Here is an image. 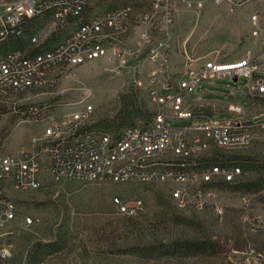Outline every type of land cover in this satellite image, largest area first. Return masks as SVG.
<instances>
[{
	"label": "built area",
	"instance_id": "2783aa9c",
	"mask_svg": "<svg viewBox=\"0 0 264 264\" xmlns=\"http://www.w3.org/2000/svg\"><path fill=\"white\" fill-rule=\"evenodd\" d=\"M253 1L0 0V116L11 113L21 123L44 127L30 149L0 154V230L17 219L16 195L64 179L169 185L177 208L219 213L224 204L214 182L234 183L242 171L212 165L208 160L214 156H209L213 148L235 151L253 143L259 124L245 117L247 107L239 96H248V103L264 97V59L249 53L239 62H217L195 57L188 48L196 46L202 14L213 8L234 13ZM263 16L261 10L252 14L253 36L260 35ZM185 23L190 33L176 35ZM103 57L110 64L105 75L124 79L154 102L151 123L119 133L96 126L92 90L72 70ZM235 77L245 79V86L227 105L230 117L206 114L204 86ZM65 81L75 86L60 89ZM34 91L49 94V101H30ZM69 92L80 93L78 108L57 113L72 105L62 102ZM176 121L190 125L169 123ZM255 202L251 195L240 199V220L250 230L263 224ZM112 205L126 218H139L146 209L142 199L121 196L113 197ZM8 258L9 252L1 250L0 264Z\"/></svg>",
	"mask_w": 264,
	"mask_h": 264
},
{
	"label": "rangeland",
	"instance_id": "374dc122",
	"mask_svg": "<svg viewBox=\"0 0 264 264\" xmlns=\"http://www.w3.org/2000/svg\"><path fill=\"white\" fill-rule=\"evenodd\" d=\"M223 9L213 8L201 15L193 38L196 46L188 51L195 57L208 56L217 62L229 63L239 62L249 53L253 57L264 53V34L253 36L251 21L255 10L264 12V0L251 2L236 14ZM194 18L192 15L187 20ZM189 27L188 23L180 25L176 35L189 34ZM171 50L174 56V50L178 49ZM109 65L108 58L103 57L72 70L90 86L89 102L96 109L97 120L105 121V125L117 119L120 97L130 93L124 79L105 75ZM210 83L204 86L209 92L203 96L208 102L205 113L216 112L215 118H229L227 105L236 100L234 91L239 93L244 89L245 79ZM72 86H75L73 82L65 81L59 88ZM39 92L34 91L30 101L48 102L49 94ZM80 97L78 92H69L62 102L72 105L56 112L76 110ZM239 98L247 107L245 117L259 126L253 132V143L244 149H212L209 157L221 152L227 160L225 164L239 167L243 173L236 184L228 186L220 178L214 182L224 204L219 213L177 208L170 197L169 185L47 181L41 190L16 195L17 219L0 230V251L9 252L7 264H264V97L257 96L251 104L248 96ZM134 100L136 111L126 119L115 120L117 131L130 123L144 126L154 119L157 107L145 92ZM169 123L173 127L190 125L189 121ZM43 129L41 124L21 123L11 113L1 115L0 154L30 149L31 139ZM247 182L258 191L232 188ZM248 195L255 197L256 208L263 218L262 226L255 230L240 220V199ZM115 196L142 199L144 214L139 218L119 215L112 205ZM199 244L207 251L199 252L196 249Z\"/></svg>",
	"mask_w": 264,
	"mask_h": 264
},
{
	"label": "trees",
	"instance_id": "16d2710c",
	"mask_svg": "<svg viewBox=\"0 0 264 264\" xmlns=\"http://www.w3.org/2000/svg\"><path fill=\"white\" fill-rule=\"evenodd\" d=\"M129 91H130L129 94L126 93V94H124V95H122L120 97V103H121L120 105H121V108H120V111H119V115L117 116V119H114V121L109 122V125H105L104 124L105 121H102V120L98 121V123L96 124V126L99 129H101L103 131H106V132L119 133V131H117L116 128H115L116 125H118V124H115L114 123L115 120H118V119L119 120L126 119V118L129 117V115L133 111H136V104L134 103V101H135L134 99L137 98V97L139 98V95H140V92L135 91L133 89H130ZM136 94H138V95H136ZM131 98H134V99L131 100ZM130 126H135V125H133L132 123H130L126 127H124V129L127 128V127H130ZM218 152H220V151H218ZM208 162H210L212 165H216V166H223V167L224 166H229L228 164H225V163H227V160H225V157L221 154V152L215 154V156L212 159L208 160ZM242 175H243V173H242ZM226 184L229 186V184H236V183H226ZM232 188L233 189H236V190L237 189H241L244 192L245 191H247V192H253V191L254 192H257L258 191V189H253L252 187H250L249 184H248V182L245 183V185L244 184L243 185L241 184V185H237L236 187H232ZM262 198L264 200V197H262ZM196 249L199 250V252H201V251L206 252L207 251V248L205 246H203V244L196 245Z\"/></svg>",
	"mask_w": 264,
	"mask_h": 264
},
{
	"label": "crops",
	"instance_id": "0c3cea01",
	"mask_svg": "<svg viewBox=\"0 0 264 264\" xmlns=\"http://www.w3.org/2000/svg\"><path fill=\"white\" fill-rule=\"evenodd\" d=\"M251 8V7H250ZM250 8H248V9H250ZM240 9H242V8H240ZM240 9H238V10H236L234 13H232V14H236V13H238L239 12V10ZM226 13H229L228 11H226L225 9H223ZM230 14V13H229ZM264 18L262 17V19H261V22H260V26H261V32H260V35H259V37L260 36H263V34H264V20H263ZM264 44V43H263ZM257 57V56H256ZM255 57V58H256ZM256 59H264V53H262L259 57H257Z\"/></svg>",
	"mask_w": 264,
	"mask_h": 264
},
{
	"label": "water",
	"instance_id": "95a60500",
	"mask_svg": "<svg viewBox=\"0 0 264 264\" xmlns=\"http://www.w3.org/2000/svg\"><path fill=\"white\" fill-rule=\"evenodd\" d=\"M237 80H238V79L235 77V78H234V81L237 82Z\"/></svg>",
	"mask_w": 264,
	"mask_h": 264
}]
</instances>
